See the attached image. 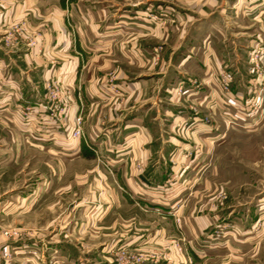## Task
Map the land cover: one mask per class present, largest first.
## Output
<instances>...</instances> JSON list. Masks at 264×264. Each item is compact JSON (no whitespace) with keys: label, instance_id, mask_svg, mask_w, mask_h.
<instances>
[{"label":"crops","instance_id":"0c3cea01","mask_svg":"<svg viewBox=\"0 0 264 264\" xmlns=\"http://www.w3.org/2000/svg\"><path fill=\"white\" fill-rule=\"evenodd\" d=\"M184 2L186 7L169 1L162 9L164 0H146L106 13L81 7L78 0H0V33L7 21L18 20L37 37L32 48L0 39V102L8 103L0 110L17 115L21 100L44 99L43 83L56 75L69 85L72 108L83 117L82 137L69 143L75 160L87 164L72 175L76 243L62 222L49 237L46 227L34 226L29 242L43 245V251L34 248L28 264L54 258L112 264L106 246L160 252L166 240L180 239V228L186 234L184 254L171 247L170 257L164 251L147 254L142 264L206 257L199 252L207 237L204 205L188 198L202 196L194 188L201 170L204 187L209 183L214 148L234 105L248 96L255 100L252 132L264 133V78L247 60L252 49L264 48V0ZM220 70L232 74L227 103L221 101ZM177 86L185 91L178 93ZM46 191L37 200L34 190L29 212L66 208L63 190L57 191L58 202ZM83 243L99 246L87 251Z\"/></svg>","mask_w":264,"mask_h":264},{"label":"rangeland","instance_id":"374dc122","mask_svg":"<svg viewBox=\"0 0 264 264\" xmlns=\"http://www.w3.org/2000/svg\"><path fill=\"white\" fill-rule=\"evenodd\" d=\"M78 1L81 7L89 10L95 9L100 12L99 9H104L106 13L108 10L111 12L116 10L119 13L130 5L139 6L146 0ZM169 1L179 2L181 7L187 5L185 0H164L162 9L166 8V3ZM37 7L42 10L43 6L38 4ZM146 13L154 12L146 10ZM158 18L164 22L167 17L158 16ZM72 27H69L71 32L75 29L73 25ZM0 39L4 45L9 46L23 43L25 47L32 48L37 45L36 35L29 34L23 23L18 20L6 22L0 33ZM158 49L159 46L156 47V50ZM263 58L264 48L260 46L252 49L247 59L252 63L253 71L262 78H264ZM157 60L158 58L154 63ZM59 79V76L52 75L45 80L44 93V86L52 80L57 81L58 90H70L69 85ZM230 91L231 87L228 93ZM221 101L229 102L228 95L227 98L222 95ZM71 102L72 98L68 100L69 104L64 106L65 110H63L60 100H54L52 103L44 95V99L36 101L35 104L21 100L18 108L25 109L22 107L29 106V109L17 111V115L0 110V233L2 228H15L20 233L19 237L14 239H3L0 235V259L6 264H28V256H32L34 248L43 251L41 249L43 245L37 244L34 247L29 242L30 230L34 226L46 227L45 232L48 233L46 236L49 237L57 233L56 229L62 222L70 232L68 238L76 243L74 238L76 231L73 227L79 219V213L73 209L76 186L72 175L87 164L75 160L76 154L69 144L71 139H76L72 138L69 131L73 117L78 113L72 108ZM0 105V107H8L7 102H0ZM256 108V101L250 96L245 98L238 108L233 106V111L227 115L228 129L214 148L213 169L206 187L203 185L206 177L202 176L203 170L196 174L194 188L201 191L202 196H189L188 200L190 203L199 200L204 205L202 209L205 211L202 214L206 221L207 237L205 241H201L199 252H206L207 255L197 261L186 257L187 264H264V203L260 208L258 205L259 199L262 200L264 196V133L258 135L252 132L251 114ZM22 111L26 112L22 113ZM78 114L83 121L81 113ZM44 182L47 184L44 185ZM186 186L187 183H184L183 187ZM34 190L37 200L44 198L43 193L46 190H51L49 200L52 202L60 200L57 191L63 190L67 195L66 198H62L66 200V208L60 212L57 208L44 210L45 208L41 206L35 212H32L33 210L29 212V201L33 199ZM39 193H42V196ZM171 209L170 213L179 223L176 208L171 207ZM180 232V239L171 238L165 241L161 253L164 251L165 255L170 257V248L174 247L176 252L184 254L186 234L182 233L181 228ZM84 242L88 241L84 239ZM69 245L74 248L76 246L72 243ZM83 245L87 251L91 247L99 246L87 243ZM105 249L111 255L112 264H118L119 259L123 260L119 254L121 250L130 257H144L147 254L155 256L160 253L143 250L136 252L123 245L116 247L108 245ZM47 250L52 251L49 248ZM57 260L54 258L45 262L71 264L69 260L66 263ZM130 262L127 264H131ZM143 262L142 260L139 263Z\"/></svg>","mask_w":264,"mask_h":264},{"label":"built area","instance_id":"2783aa9c","mask_svg":"<svg viewBox=\"0 0 264 264\" xmlns=\"http://www.w3.org/2000/svg\"><path fill=\"white\" fill-rule=\"evenodd\" d=\"M217 81H218V85H219V89H220V92L224 95V94H227L228 91L230 90V85H231V81H232V75L229 71H224V70H220L218 72V75H217ZM57 81H48L46 83V85L44 86V89H45V97L49 99V101H52V103L54 102V100H60V103L62 104V109L65 110V107L64 106H67L69 103H68V100H71V95L69 93V90L68 91H64V90H58L57 89ZM185 90L182 88V86H179L177 88V92L182 94ZM22 108H25V109H20L18 108L17 111H21V110H28L29 109V106H25V107H22ZM26 111H22V113H25ZM28 112V111H27ZM65 112V111H64ZM81 121H82V118L81 116L77 113L75 114V116L73 117V123H72V127L70 128V131L71 132V136L72 138H80L82 137L83 133H82V129H81ZM1 237L3 239H8V238H11V239H14V238H18L20 233L17 229L13 228V229H10V228H7V229H4L2 228L1 230V233H0ZM120 254V257L123 259V260H120L119 259V263L118 264H127L130 262L131 260V264H140L139 262H141L143 260V257L141 256H138V257H130L129 255H127V253L124 251V250H121V252L119 253ZM130 258V259H127V258ZM134 259V261H133Z\"/></svg>","mask_w":264,"mask_h":264}]
</instances>
